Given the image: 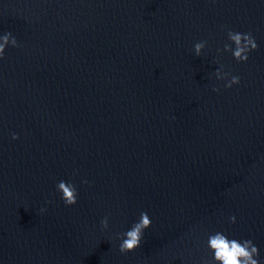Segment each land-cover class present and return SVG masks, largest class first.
Masks as SVG:
<instances>
[{
    "label": "water",
    "instance_id": "water-1",
    "mask_svg": "<svg viewBox=\"0 0 264 264\" xmlns=\"http://www.w3.org/2000/svg\"><path fill=\"white\" fill-rule=\"evenodd\" d=\"M227 29L255 38L247 63L222 51ZM6 33L0 264H201L216 232L264 264V0H0ZM141 212L152 225L121 255Z\"/></svg>",
    "mask_w": 264,
    "mask_h": 264
},
{
    "label": "clouds",
    "instance_id": "clouds-1",
    "mask_svg": "<svg viewBox=\"0 0 264 264\" xmlns=\"http://www.w3.org/2000/svg\"><path fill=\"white\" fill-rule=\"evenodd\" d=\"M227 37L229 43L224 44L222 51L231 53L237 63H247L249 54L258 50V44L251 33H241L227 29ZM9 43H11V47L13 48L18 47L17 40L11 33L0 36V60L4 59L5 50ZM206 45L207 41H201L194 45L196 57H201ZM214 75L218 81L225 82L224 87L226 89H231L241 82L239 76H234L224 71L223 65L215 70ZM212 91L218 93L220 89L213 87ZM12 139L17 140L19 137L13 134ZM84 183H87V181H84ZM57 192L61 194V198L66 206L71 207L77 204L78 192L75 184L60 181L57 184ZM45 211L46 209L44 208L40 210L41 214ZM229 222L235 224V216L230 217ZM151 225L152 221L147 212H141L139 220L128 231L117 236L121 241L119 244V252L121 255L136 251L141 246L145 231ZM100 227L102 230H108L109 216H105L101 220ZM207 248L212 253V258L202 259L201 264H261L259 250L250 239L243 241L229 239L223 232H216L208 236Z\"/></svg>",
    "mask_w": 264,
    "mask_h": 264
}]
</instances>
